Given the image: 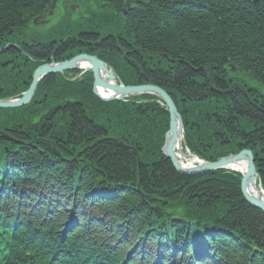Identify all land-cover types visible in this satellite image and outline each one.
Listing matches in <instances>:
<instances>
[{
    "label": "trees",
    "instance_id": "1",
    "mask_svg": "<svg viewBox=\"0 0 264 264\" xmlns=\"http://www.w3.org/2000/svg\"><path fill=\"white\" fill-rule=\"evenodd\" d=\"M53 1L0 0V98L19 96L39 64L97 53L121 83L172 95L191 153L214 161L249 152L264 191V0H128L126 15L125 0H102L103 10L72 28L68 7L37 32L32 20ZM92 80L48 73L28 104L0 108L10 136L0 135L6 263L168 264L192 255L193 264H264V213L242 196L241 175L177 172L161 152L169 118L158 98L104 101Z\"/></svg>",
    "mask_w": 264,
    "mask_h": 264
},
{
    "label": "water",
    "instance_id": "2",
    "mask_svg": "<svg viewBox=\"0 0 264 264\" xmlns=\"http://www.w3.org/2000/svg\"><path fill=\"white\" fill-rule=\"evenodd\" d=\"M251 1L253 3H257L258 0H251ZM123 8H124V13H126L127 9L130 8V3L128 0L125 1ZM51 13L52 11L48 12L46 10L43 13H40L39 15H37L33 21L36 23L41 22L43 19H45V17H47ZM80 60H88L91 63L90 65H91V72L93 76L92 85H93L94 93H95L96 86H104V87H109V88L114 89V91L120 96H125L127 94L132 95V94H140V93H149V94L155 95L160 100L165 101L167 110H168V115H169V129L166 131L164 135V141L161 147V151L170 160L172 166L177 172L185 173V174H200L204 172H209L217 168H227L228 165L233 163V161H235L236 159H239L243 156L246 157L247 159L246 171L241 176V181H240L241 194L249 204L253 205L255 208L259 209L260 211L264 213V201L251 197L244 190L246 179L252 176L253 173L255 172L254 159L250 153H248L247 151H241L238 153L229 154L227 156L220 157L214 161H204V162H201V164L199 165H194V166L181 165L182 163L181 164L179 163V160L176 157V154L174 153L173 144H174V140L176 139L177 135L180 134L183 130L182 119L180 117V114L174 102L168 98L166 91L162 89L161 87L155 84H151V83H143L139 85H122V84L117 85V84L110 83L109 81L103 80L99 76V71L103 69L108 70L109 68L105 66L106 64L101 59H99V57L96 54L87 55V54L81 53L79 55L73 56L70 59H67L61 62H55V63L45 62V63L40 64L33 71L31 82L29 86L27 87V89L23 92L21 97H10L7 99L0 98V107L1 108H12V107H19V106H23L27 104L30 101L32 95L34 94V90L36 88L37 82L39 81L40 77L43 74L49 71L61 72L63 70L73 69L76 67V62ZM110 74H111V77L115 79V76L112 70ZM100 98L103 100H109L115 97H111V98L100 97ZM169 134H171V138L167 140V137ZM0 135L6 138H10L8 133L3 130H0ZM122 142L123 141L121 140L120 143L125 148L128 149L129 146H127L126 144ZM82 150L77 151L76 154L70 160L76 159V157L82 152ZM57 154L60 156L59 153ZM153 208L154 210H157L156 206H154Z\"/></svg>",
    "mask_w": 264,
    "mask_h": 264
},
{
    "label": "bare ground",
    "instance_id": "3",
    "mask_svg": "<svg viewBox=\"0 0 264 264\" xmlns=\"http://www.w3.org/2000/svg\"><path fill=\"white\" fill-rule=\"evenodd\" d=\"M251 1V0H250ZM259 1V0H258ZM258 1H257V3H258ZM252 2V1H251ZM253 3V2H252ZM257 3H253V4H257ZM65 9H67V11H68V7L67 8H65ZM59 10H60V7H59ZM122 10V14L123 15H126L127 14V12H128V10L129 9H127V11H126V13H124V8H122L121 9ZM111 13V12H110ZM92 14V12H90L88 15H87V17H89L90 15ZM51 17V16H50ZM45 18H48V17H45ZM34 20V19H33ZM32 20V24L35 26V27H37L38 26V24L36 23V22H34ZM83 54H89V55H97V53H87V52H83ZM76 55H79V53L78 54H76ZM76 55H74V56H76ZM100 59V58H99ZM102 60V59H101ZM61 61H64V60H61ZM61 61H49L48 63H55V62H61ZM103 61V60H102ZM104 62V61H103ZM105 64H106V62H104ZM91 63L88 61V60H80V61H78V62H76V67L75 68H73V69H69V70H63V71H61V72H59L63 77H64V79L65 80H67V81H74V80H76V79H80V78H82L83 77V75L81 74V73H78L77 71L79 70V71H82V70H91V65H90ZM104 64V65H105ZM40 65V64H39ZM38 65V66H39ZM38 66H36V67H38ZM106 66V65H105ZM106 67H108V66H106ZM162 68H164V69H166V67L164 66V67H162ZM101 69H103V68H101ZM35 70V69H34ZM33 70V71H34ZM48 73H54V72H52V71H49V72H46L45 74H43L41 77H40V79L44 76V75H46V74H48ZM111 70H100L99 71V76L103 79V80H105V81H109L110 83H113V84H117V85H119V84H122V85H139V84H143V83H138V84H124V83H118L117 81H116V79H114L113 77H111ZM39 79V80H40ZM156 85V84H155ZM29 86V85H28ZM157 86H159V85H157ZM159 87H161V86H159ZM162 88V87H161ZM27 89V88H26ZM25 89V90H26ZM162 89H164V88H162ZM24 90V91H25ZM165 90V89H164ZM24 91H22L21 92V94L19 95V96H17V97H21V95L23 94V92ZM35 91V90H34ZM166 91V90H165ZM92 92H93V90H92ZM94 93V92H93ZM166 93H167V96H168V98L170 99V100H172L173 102H174V100H173V97H172V95L170 94V93H168L167 91H166ZM97 97H104V98H111V97H115V98H113V99H109V100H104V101H110V100H127V99H129V97L130 96H132V95H141V94H149V93H140V94H132V95H130V94H127V95H125V96H120V95H118L115 91H114V89H112V88H109V87H104V86H96L95 87V93H94ZM150 95H153V94H150ZM33 96V95H32ZM32 98V97H31ZM7 99V98H6ZM31 100V99H30ZM29 103V102H28ZM27 103V104H28ZM160 104L162 105V107H164L166 110H167V106H166V103H165V101H163V100H160ZM174 104H175V102H174ZM26 105V104H25ZM175 106H176V104H175ZM20 107V106H19ZM1 108V107H0ZM12 108H16V107H12ZM177 108V107H176ZM167 112H168V110H167ZM180 114V113H179ZM181 117V116H180ZM168 118H169V115H168ZM182 119V118H181ZM182 125H183V123H182ZM169 129V119H168V128H167V130ZM166 130V131H167ZM166 131L164 132V135H165V133H166ZM182 134H183V131L180 133V134H178L177 135V137H176V139L174 140V144H173V149H174V153L176 154V157L178 158V160H179V163L181 164V165H184V166H194V165H199V164H201L200 163V161H199V159L198 158H195L191 153H188V154H186L185 155V148H184V139H183V137H182ZM171 138V134H169L168 135V137H167V140H169ZM121 142V140H119V143ZM122 143H124V144H126L124 141L122 142ZM120 145H122L121 143H120ZM127 146H129L128 147V149L127 148H125L123 145V147L125 148V149H127V150H133L134 152H136V148L135 147H133V146H131V145H128V144H126ZM162 147V146H161ZM188 152V151H187ZM238 153V152H237ZM249 153V152H248ZM230 154H234V153H230ZM227 155H229V154H227ZM227 155H225V156H227ZM190 158V160H187L186 158ZM199 157V156H198ZM223 157V156H222ZM246 166H247V159H246V157H241V158H239V159H236L235 161H233V163H231V164H229L228 165V167L226 168L227 170H231V171H234V172H237V173H239L240 175H243L244 173H245V171H246ZM215 170V169H214ZM211 171H213V170H211ZM210 172V171H209ZM204 173H206V172H204ZM183 174H185V173H183ZM200 174H203V173H200ZM191 175H193V174H191ZM255 175H257V173H256V170H255V172L253 173V175L252 176H250V177H248L247 179H246V184H245V188H244V190H245V192L248 194V195H250L251 197H253V198H255V199H260V200H263L264 201V191L262 190V188H261V186L260 185H258V181H257V179H256V176ZM119 187H118V190H122V189H124V188H126L127 186L125 185V184H120V185H118ZM106 188H108V187H104L103 189H106ZM136 188L138 189V184H137V186H136ZM113 192H115V191H113ZM103 193H105V194H110L107 190H104L103 191ZM158 204V203H157ZM154 206H156V207H158V205H154ZM180 262L179 263H174V262H168V264H193V257H192V255L191 256H188V259H187V257H182L180 260H179Z\"/></svg>",
    "mask_w": 264,
    "mask_h": 264
},
{
    "label": "rangeland",
    "instance_id": "4",
    "mask_svg": "<svg viewBox=\"0 0 264 264\" xmlns=\"http://www.w3.org/2000/svg\"><path fill=\"white\" fill-rule=\"evenodd\" d=\"M79 6L77 7V9L71 13V18L70 21L65 22L64 24H68L70 25V27L75 26V21H78L79 23L85 21V19H87V15L90 12L95 11H101L105 8V6H100L98 7V5H100L102 3V0H78ZM67 13V9H65V7L61 6L60 7V11L59 13H57V15L55 17H51L49 22H47L46 25L39 27L37 32H47L50 29H52L53 27H55L57 24L60 23V21L64 18V16ZM93 21H96L95 19ZM64 24H62L61 26H63ZM71 27V28H72ZM188 154L187 150H185V155ZM191 158V157H190ZM188 159V157H187ZM256 179L258 181V185L261 186L257 175Z\"/></svg>",
    "mask_w": 264,
    "mask_h": 264
},
{
    "label": "flooded vegetation",
    "instance_id": "5",
    "mask_svg": "<svg viewBox=\"0 0 264 264\" xmlns=\"http://www.w3.org/2000/svg\"><path fill=\"white\" fill-rule=\"evenodd\" d=\"M59 1V3H60V6H63V7H65V8H67V7H71L72 6V4H73V2L75 1V0H58ZM58 5V4H57ZM74 5V4H73ZM77 5V4H76ZM59 6V7H60ZM54 8H55V6H54Z\"/></svg>",
    "mask_w": 264,
    "mask_h": 264
}]
</instances>
